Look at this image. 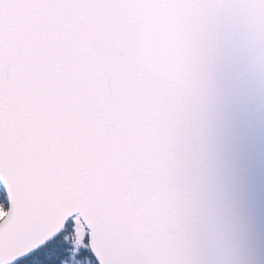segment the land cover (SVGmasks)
Returning a JSON list of instances; mask_svg holds the SVG:
<instances>
[{
  "label": "snow or ice",
  "instance_id": "snow-or-ice-1",
  "mask_svg": "<svg viewBox=\"0 0 264 264\" xmlns=\"http://www.w3.org/2000/svg\"><path fill=\"white\" fill-rule=\"evenodd\" d=\"M236 36L264 0H0V264H179L173 125Z\"/></svg>",
  "mask_w": 264,
  "mask_h": 264
},
{
  "label": "water",
  "instance_id": "water-1",
  "mask_svg": "<svg viewBox=\"0 0 264 264\" xmlns=\"http://www.w3.org/2000/svg\"><path fill=\"white\" fill-rule=\"evenodd\" d=\"M209 152L232 165L229 210L246 264H264V53L239 36L198 64L178 105L171 159L179 264L206 247L211 237L205 230L224 218L222 204H193L187 192L190 162ZM205 208L211 209L207 216Z\"/></svg>",
  "mask_w": 264,
  "mask_h": 264
},
{
  "label": "clouds",
  "instance_id": "clouds-1",
  "mask_svg": "<svg viewBox=\"0 0 264 264\" xmlns=\"http://www.w3.org/2000/svg\"><path fill=\"white\" fill-rule=\"evenodd\" d=\"M188 171L190 182L187 192L193 204L204 201L207 205L220 203L224 206V218L209 226L210 231L205 230L204 234L211 239L205 248L194 254L189 264H246L238 242L239 226L231 219L229 210L231 162L225 161L221 165L216 156L209 152L207 158L191 161ZM210 210L205 208L204 214L207 216ZM187 238L193 240L195 234L189 231Z\"/></svg>",
  "mask_w": 264,
  "mask_h": 264
},
{
  "label": "bare ground",
  "instance_id": "bare-ground-1",
  "mask_svg": "<svg viewBox=\"0 0 264 264\" xmlns=\"http://www.w3.org/2000/svg\"><path fill=\"white\" fill-rule=\"evenodd\" d=\"M198 225H199L198 222L193 221V226H194V227H198Z\"/></svg>",
  "mask_w": 264,
  "mask_h": 264
}]
</instances>
